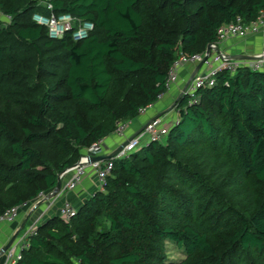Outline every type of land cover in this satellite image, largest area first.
Listing matches in <instances>:
<instances>
[{
    "label": "trees",
    "instance_id": "trees-1",
    "mask_svg": "<svg viewBox=\"0 0 264 264\" xmlns=\"http://www.w3.org/2000/svg\"><path fill=\"white\" fill-rule=\"evenodd\" d=\"M40 0H0V214L53 191L117 123L167 91L181 53L264 0H51L94 29L53 39ZM175 100L163 141L114 160L70 219L36 227L17 264H264V71H222ZM173 244L184 257L172 259Z\"/></svg>",
    "mask_w": 264,
    "mask_h": 264
},
{
    "label": "built area",
    "instance_id": "built-area-1",
    "mask_svg": "<svg viewBox=\"0 0 264 264\" xmlns=\"http://www.w3.org/2000/svg\"><path fill=\"white\" fill-rule=\"evenodd\" d=\"M39 4L45 8L46 13L40 11L34 13L33 20L37 24L47 27L49 35L53 39H61L67 33L72 32L73 39L75 41H80L87 38L94 29V25L91 22H80L71 14H56L51 0H40ZM0 19H3L5 23H10L12 21V15L3 14L0 9ZM263 30L264 12H262L256 20L249 23H246L241 16H238L235 20L223 25L217 31V41L209 45L212 50L210 55H207V50L201 54H180L169 71L166 92L171 91L172 87L179 83V72L181 68L187 64L198 65L201 62L203 63L200 69L195 73L188 87L182 92L190 95V103H195L197 101L198 97H196V95L200 89L213 87L217 82L218 74L222 71L235 74L241 67H247L254 71H264V53L258 55L254 59H234L227 51L220 48L221 44L226 43L229 39H244L249 35H257ZM206 56L207 58L205 59ZM163 96L164 94H161L158 96L156 102L140 107L138 116L145 115L156 109L157 103L162 100ZM131 122L132 120L118 122L114 135L124 137ZM168 131L169 127L163 116H160L148 123L145 129L137 136L130 139L127 145L120 150L115 157L102 158L91 162V157L105 155L104 139L94 142L75 165L68 168L60 175L63 181L62 187L54 197L50 198L52 205L57 200L63 199V203L58 209V214L67 220L75 214V207L72 202L65 199V197L69 192L78 189L90 172L94 173L98 179V189L103 190L107 177L114 168L115 159L129 157L143 145L142 140L146 137L148 139L146 143L150 141H162L168 134ZM53 191L40 192L37 200L46 199ZM26 204L27 203L5 210L0 214V223L15 222ZM35 232V225L28 227L4 253L3 264H17L21 259L22 251L30 247L29 240ZM17 250H20V252L17 253Z\"/></svg>",
    "mask_w": 264,
    "mask_h": 264
},
{
    "label": "crops",
    "instance_id": "crops-1",
    "mask_svg": "<svg viewBox=\"0 0 264 264\" xmlns=\"http://www.w3.org/2000/svg\"><path fill=\"white\" fill-rule=\"evenodd\" d=\"M220 48L225 50L230 55H245L249 57H256L257 55L264 53V30L257 35H249L247 38L239 39L232 38L226 43L221 44ZM199 64H187L181 68L179 72V83L171 91L166 92L164 98L159 101L156 105V109L150 111L149 113L138 116L136 119L132 120L131 124L127 128L124 138L112 135L105 138V155H110L123 143L126 138L141 131V129L148 123H150L156 116L163 114L165 118L168 119L172 117L171 122H166L167 126L177 120V111L172 110V106L176 98L180 95H174L175 90H180L185 87V84L190 80L191 76L194 75L200 68ZM198 68V69H197ZM173 98H175L173 100ZM171 108V110H170ZM120 138V139H119ZM98 190V183L94 173H89L88 176L83 181L79 189L69 192L65 199L72 201L77 206L81 205L91 194ZM63 199L57 200L55 203H51L48 200H37V198L28 202L22 209V212L18 219L13 223H0V251L1 249L10 241V239L17 234V238L30 226L35 225L37 227L39 224L43 223L50 217L59 215L58 209L62 205ZM16 238V239H17ZM16 241V240H15ZM20 250H17L19 253ZM4 255L0 256V264H3Z\"/></svg>",
    "mask_w": 264,
    "mask_h": 264
},
{
    "label": "water",
    "instance_id": "water-1",
    "mask_svg": "<svg viewBox=\"0 0 264 264\" xmlns=\"http://www.w3.org/2000/svg\"><path fill=\"white\" fill-rule=\"evenodd\" d=\"M211 48L210 47H208V49H207V55H210V53H211ZM231 57L232 58H234V59H249V58H255V57H249V56H245V55H231ZM207 58V56L205 57V59ZM202 62L199 64V66H198V68H200L201 66H202ZM197 68V69H198ZM194 75H195V73H194ZM194 75H192L191 76V78H190V80L187 82V84L185 85V87H184V90L188 87V85L190 84V82L192 81V79L194 78ZM157 117H155L153 120H155ZM147 126V124L141 129V131L142 130H144L145 129V127ZM141 131H139L138 133H136V134H134V135H132L129 139H127V140H125L118 148H117V150L116 151H114L113 153H111L110 155H107V156H96V157H91L90 159H91V162H94V161H97V160H100V159H102V158H112V157H115L116 155H117V153L120 151V150H122L126 145H127V143L129 142V140L130 139H132V138H134L135 136H137ZM62 184H63V181H62V179L61 178H59V181H58V184H57V186H56V188L54 189V191L51 193V194H49L48 196H47V198L45 199V200H48V199H50V198H52V197H54L59 191H60V189H61V187H62ZM16 238H17V234H15L11 239H10V241L1 249V251H0V256H3L4 255V253L11 247V245L15 242V240H16Z\"/></svg>",
    "mask_w": 264,
    "mask_h": 264
},
{
    "label": "rangeland",
    "instance_id": "rangeland-1",
    "mask_svg": "<svg viewBox=\"0 0 264 264\" xmlns=\"http://www.w3.org/2000/svg\"><path fill=\"white\" fill-rule=\"evenodd\" d=\"M257 56H258V55H257ZM257 56H256V57H257ZM249 59H254V58H249ZM186 84H187V83H186ZM186 84H185V85H186ZM175 87H176V85H174V86L172 87V89L175 88ZM183 90H184V88L181 89L180 92H179V90H175V91H174V95L177 96V95H179L178 93L181 94V93L183 92ZM165 94H166V93H165ZM165 94H164V96H165ZM163 98H164V97H163ZM163 98H162V99H163ZM174 99H175V98H173V100H174ZM170 107H172V110H174V111L176 110V109L174 108V107H175V101H174V104H173L172 106H170ZM170 110H171V108H170ZM168 111H169V110H168ZM168 111H165V112L162 113L160 116H165V115H163V114H166ZM175 112H176V111H175ZM160 116H156V117L159 118ZM163 118H164L165 122H167V121H168V122H171V121H172V117H171V118L168 117V119L165 118V117H163ZM152 121H153V120H152ZM117 137H118V136H117ZM120 138L122 139V138H124V137H120ZM120 138H119V139H120ZM129 138H130V137H129ZM129 138H126L125 140H127V139H129ZM125 140H124V141H125ZM147 140H148L147 137L144 138V139L142 140V143H143V144L146 143ZM164 140H165V138L162 139V143H163ZM124 141H123V142H124ZM104 142H105V139H104ZM104 146H105V143H104ZM95 177H96V175H95ZM96 180H97V183H98V179H97V177H96ZM82 183H83V182H82ZM81 185H82V184H81ZM81 185H80V186H81ZM80 186H79V187H80ZM78 189H79V188H78ZM78 189H77V190H78ZM71 202H72V201H71ZM72 204H73V206L75 207V209H77V207L80 206V205L77 206V205H76L75 203H73V202H72ZM169 254L171 255V258H172V259H180V258L184 257L183 253H181L180 250L177 249V247H176L175 245H173V244H170V245H169Z\"/></svg>",
    "mask_w": 264,
    "mask_h": 264
}]
</instances>
